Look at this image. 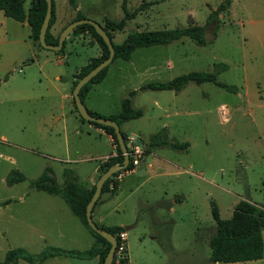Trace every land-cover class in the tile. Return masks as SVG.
Listing matches in <instances>:
<instances>
[{"label":"rangeland","instance_id":"374dc122","mask_svg":"<svg viewBox=\"0 0 264 264\" xmlns=\"http://www.w3.org/2000/svg\"><path fill=\"white\" fill-rule=\"evenodd\" d=\"M123 1L128 11H136V16L126 21L123 30L112 31L115 44L121 43L129 32L138 28L206 27L205 39L208 42L205 45L182 37L167 45L137 49L132 63L143 65L149 61L162 67L166 62L171 63L167 78L190 71L213 72L217 71L216 64L227 65L225 70L217 73V81L231 85L232 91L213 82H189L183 94L185 100L180 105L182 112L170 118L172 126L168 137L191 142L189 151L180 153L168 147L157 149L168 156L193 163L192 167H187L186 181L172 180L168 185L172 188L179 184L187 192L186 201L177 207V214L183 221L178 220L176 225L167 222L157 233L151 221V210L143 207L139 214L140 224L129 228L128 236L131 264H208L209 240L216 231L211 201L216 203L222 219L231 217L235 204L242 199L264 208L262 25L260 22L251 24L249 16L245 15L236 21L229 20L228 7L207 23L209 15L219 5L216 4L218 0H79L82 11L91 16L87 18L97 22L101 20V25L104 17L112 20L123 17ZM29 2L25 0L24 6L27 7ZM59 3L65 13L71 12L68 0H59ZM18 30L20 36L16 40L13 37L15 29L0 13V79L8 78L0 83V176L8 168L25 175L24 181L12 185L0 180V198L32 191L30 182L39 176L42 166L47 163L58 185L62 186L60 168L65 164L61 161L66 158L65 145L67 142L73 145L75 141L74 133H71L73 120H70V111L74 108L62 94L71 90L74 72L97 49L96 46H83L77 40L58 54L46 49L41 50L39 56H33L25 29ZM31 59L34 61L30 62ZM129 63L115 58L108 65L110 75H115L107 78L101 86L106 90L105 94H100L107 107H115L122 87L135 86L137 79L132 77L133 73L129 74ZM19 69L22 72H18ZM56 75L61 79H55ZM19 90H23V96L16 99L14 94ZM141 95L135 98V104L140 106L145 101L141 100ZM151 107H145L144 117L130 121V124L142 126L146 131L155 128L158 121L151 126L152 121L147 120ZM62 112L66 114L68 135L63 132L62 121L56 122L55 119L56 114ZM139 134L133 133L136 137H140ZM83 141L88 145L86 138ZM11 158L17 160V165L9 163ZM71 165L88 167L87 162ZM148 190L144 187L137 192L140 195ZM121 215L128 217L127 212L121 211ZM262 236L264 239V228ZM5 246L6 242L0 238V261L4 258L1 250ZM228 264H264V254L258 262Z\"/></svg>","mask_w":264,"mask_h":264},{"label":"crops","instance_id":"0c3cea01","mask_svg":"<svg viewBox=\"0 0 264 264\" xmlns=\"http://www.w3.org/2000/svg\"><path fill=\"white\" fill-rule=\"evenodd\" d=\"M218 1L219 2H216V4H220L224 0ZM160 2H164V0H160ZM30 3L31 0L27 7H25L23 4L24 10L26 12L30 7ZM75 4L76 8H73L70 4L71 12L67 14L62 10V6L59 3V0H53L56 20L53 26L54 30L52 31L54 35L59 33L68 23L73 21L77 11H80L86 17H91L89 15H86L82 11L79 0H75ZM151 6H153V4H151ZM0 13L3 14L6 22L10 25V27L15 29L16 33L15 35H13V37H15L16 40L20 36V32L18 29H25V35L28 37L31 43V53L33 56H39L41 50H46L34 48L30 36L31 29L27 22H19L14 19V21H10L8 19L10 17L5 15L3 11L0 10ZM243 15L249 16V22L251 24L256 22L261 23V38H264V0H231L228 6L227 18L229 20L236 21L238 20L239 16L242 17ZM98 23H102V21L100 20V22ZM143 29L151 30L145 28ZM137 30H140V28H138ZM77 40L80 41L83 46H96L97 49L95 54L92 57H89L86 62L78 67L74 72L72 76L71 90L69 92H63L62 94V97L64 99H69V105L74 108V110L70 111L72 116L70 117V120H73L71 122V127L73 129L71 133H74L72 136H74L75 141L73 142V145H70L68 142L66 143V158L63 160H58L65 162V164H63L60 168L63 177L62 186L64 185V170L71 169L76 180L79 183H88V187H91L92 185H94L93 180L99 177L98 171L101 164L108 161L109 159L117 157L119 153L112 135L101 127H97L89 123L88 121H83L80 118L78 111L76 110L72 97V90L74 81L78 80L77 73L79 72L81 67L85 66L90 61L91 58L99 57L101 55L100 46L89 32L70 34L66 38V43L63 50L69 43H73ZM136 50L133 51L129 60L124 61L130 62L127 66L128 72L129 74L133 73L132 77H135L137 79V82L135 86H130L129 88H121L120 99L118 100L117 98V104L115 105V107H107L103 103V96L100 95L103 93L105 94L106 91L101 86L109 76H111V78H114L115 75H110L108 68L104 78L100 82L93 84L84 97V104L87 109L104 116H109L119 113L121 110L122 100L125 97L129 96L132 106L134 108H140L143 111L142 116L139 118H143L146 114L145 107L151 105L152 110L147 115V120L149 119L150 121H152L151 126L155 124L156 120L158 121L155 128L148 131L144 130L142 126L130 124V121L137 120L138 118L125 121L120 125V129L125 133L127 139L129 137H134L136 140L138 138L141 139L140 144L144 149L143 157L140 162L137 165L133 166L130 170L124 172L121 171L122 174L120 175V177H115L118 181V186L115 193L110 194L106 192L102 194L100 199L92 208V218L95 223L106 226H121L125 228V231L123 232L125 235L128 264H131V252L128 239L130 232L129 228H135L138 224H140L139 214L143 207H148L151 210V221L154 223L157 229V233H159V229H161L167 222H171L172 224L176 225L178 223V220L183 221L182 216L177 214V207H181L182 204L186 201L187 192L179 184L175 185L172 188H170L171 185H168L172 180H176L177 182L186 181L185 175L189 173L187 167L193 166V163H189L185 160L179 159L178 157L174 158L157 151V149L162 147L171 148L169 146H148L150 136L163 127L167 129L168 137L172 126L170 118L182 112V110H180V105L185 100L183 94L188 84L183 89L177 91L173 89H142L141 87L143 85L150 82H166L171 80L172 78H167L166 76V74L171 71V63L169 62L170 64H168V62H166L163 67L156 62L149 61H147L143 65H136L131 62L133 54ZM55 53L58 54L60 52ZM33 61L34 59L30 60V62ZM117 71H119L120 74V67L117 68ZM18 72H22V70L19 69ZM7 79L8 78H6V80ZM55 79L60 80L61 77L59 75H56ZM130 92H132L131 95H129ZM138 94H142L141 100H145L143 102L144 104H141L142 106H140V104H135V98ZM14 95L17 97L16 99L22 98L23 90H19ZM55 119L57 120L56 122L62 121L63 132L68 135L66 129L68 125L66 114H64L63 112L61 114H56ZM82 129H84L85 133L82 132ZM135 132L140 133V137L134 136L133 133ZM84 138L87 139L88 145L84 143ZM66 139H68V136L66 137ZM169 139L172 141H178L172 137ZM178 142L188 143V146L184 149L171 148L172 150L180 153H187L192 146L191 142L188 141ZM9 156L10 155H8V157ZM84 156H86V158H84ZM85 162L88 163V167L85 168L80 167V165H71V163ZM9 163L12 165H17V160L11 158ZM38 167L39 164L37 168ZM46 167L50 168V164L47 163L42 166L40 174ZM6 171V173L0 176V180L4 181L5 183L8 174L12 170L8 168V170ZM17 171L20 172L19 170ZM144 187H147V189L149 190L147 191V193L139 195L137 191ZM32 189V191H25L19 196L10 194L8 196H5L4 198H0V238H3L6 242L4 250H1L4 251V257L7 250L16 247L24 248L30 254H39L48 247L83 251L89 249L97 243L96 236L80 221L77 216L73 214L62 197H60L59 195L49 194L46 191L36 190L33 187ZM259 206L262 207L261 205ZM120 208H122V213H128L127 218L121 215ZM170 241L173 242L172 237ZM262 258L263 256L256 260L239 262H258ZM16 264L34 263L19 258ZM38 264L100 263L98 255L88 258L52 255L48 256ZM208 264L211 263L209 262ZM214 264L228 263L216 262Z\"/></svg>","mask_w":264,"mask_h":264},{"label":"trees","instance_id":"16d2710c","mask_svg":"<svg viewBox=\"0 0 264 264\" xmlns=\"http://www.w3.org/2000/svg\"><path fill=\"white\" fill-rule=\"evenodd\" d=\"M230 1L231 0L222 1L217 6V8L209 15L207 23H209L210 18L215 15L217 16L221 11L225 10L229 6ZM69 2L73 8H76L75 0H69ZM23 4L24 0H0V10L3 11L5 15L9 16L10 18L16 21L27 22L31 29L30 36L34 48L45 49L39 43V29L41 27L46 12V2L45 0H31L30 7L27 12L24 10ZM121 7L124 12V15L121 19L114 21L109 18H105L104 24L102 25L103 29L106 31L107 35L110 37L111 40L112 31L123 30L126 21L136 16V11L130 12L127 10L124 1ZM84 17L86 16L83 15L80 11H77L73 20ZM54 22L55 13L52 0V14L45 34L46 43L51 45H56L58 43V36L60 33L59 32L55 35L53 34L51 27L53 26ZM205 29V25H188L171 29L133 30L127 34V36L121 43L115 44L112 41L114 48L113 60L115 58L129 60L131 54L137 48L168 44L182 37H189L193 40H196L199 44L205 45L208 42L205 39ZM80 32L90 33V35L95 39V41L101 48V55L99 57L91 58L85 66L81 67V69L77 73L78 79L87 74L91 69H93L101 61H103L109 54L107 45L103 41L102 37L95 31L94 27L91 24H80L75 27L70 34H76ZM65 43L66 39L64 40L62 48L55 52H61L64 48ZM215 66L217 71H190L188 73L175 76L174 78L166 82L147 83L141 88L173 89L177 91L183 89L189 82H194L197 84L203 82H213L218 86L225 88L226 90L232 91L233 87L231 85L220 83L217 81V73L225 70L227 68V65L225 63H219ZM107 68L108 66L103 68L81 87L79 94L83 102L84 97L86 96L91 86L95 83L100 82L104 78ZM6 78L7 77L0 79V83L2 82V80H6ZM77 81L78 80L74 81L73 87L75 86ZM131 94L132 92L129 93V95ZM88 111L94 116L110 118L116 121L119 126L125 121L137 119L143 114L142 109L134 108L132 106L129 96L125 97L122 100L121 110L117 114L104 116L89 109ZM80 118L83 121H87L81 116ZM88 122L97 127H101L105 129L108 133H110L117 145V150L119 153L117 157L109 159L108 161L101 164L98 171L100 176L112 164H114L115 162H121L123 160V154L116 139L115 131L112 127L98 124L93 121ZM122 135L124 141L127 143L128 140L125 133L122 132ZM161 145H166L173 149H184L188 146V143H180L178 141L170 140L167 137V129L163 127L150 136L148 143L149 147ZM131 161L132 160L130 159L128 166L126 167V169L123 170H130L132 168ZM119 172L121 171L114 173L104 182L101 189V195L106 192L110 194L115 193L118 186V181L115 177ZM63 174L64 185L59 186L52 170L49 167H46L36 179L30 182L31 187L36 190L46 191L49 194L59 195L60 197H62L67 203L70 210L73 212V214L77 216L80 221L96 236L97 243L89 249L83 251L48 247L39 254H30L24 248L21 247L11 248L7 250L4 259L0 261V264H16L19 258L34 264H38L48 256L52 255H64L78 258H88L98 255L99 263L103 264L104 258L110 248V243L106 241L104 237H102L89 227L85 216L86 205L95 190V185L88 187V183H79L76 180L71 169H65ZM24 180L25 176L22 173L18 172L17 170H12L6 178V183L8 185H12L14 183L21 182ZM100 197L98 198V200L100 199ZM211 215L216 222V231L209 241V262L211 264H214L216 262L230 263L247 260H256L263 256L264 241L262 237V229L264 228V210L258 204L242 199L234 206L231 217L222 219L220 218L219 210L216 203L211 201ZM96 225L114 235L116 237L117 245H119V233L125 231L124 227L106 226L98 223H96Z\"/></svg>","mask_w":264,"mask_h":264},{"label":"water","instance_id":"95a60500","mask_svg":"<svg viewBox=\"0 0 264 264\" xmlns=\"http://www.w3.org/2000/svg\"><path fill=\"white\" fill-rule=\"evenodd\" d=\"M45 2H46V12H45L41 27L39 29V43L43 48L53 50V51L60 50L63 46L64 40L70 35V33L75 27H77L80 24L88 23V24H91L94 27L95 31L102 37L103 41L105 42L109 50L108 56L103 61H101L98 65H96L93 69H91L83 77L78 79L77 83L73 87L72 97H73L76 109L82 118H84L87 121H93L98 124L110 126L114 129L115 134H116V139L118 141L119 147L123 154V160L121 162H115L106 171H104L98 178L93 180V183L95 185V190L90 200L88 201L86 205V210H85V216H86V220H87L89 227L92 230H94L96 233L104 237L106 241L110 243V248L104 258L103 264H112L113 253H114L116 243H117L116 237L112 235L110 232H108L107 230L102 229L96 225V223L94 222L92 218V208L95 202L98 200V198L101 195V189H102L104 182L109 177H111L114 173H117L118 171L126 169V167L129 164L130 157H129V154L127 153L128 147H127L126 142L124 141L122 131L120 129L119 124L110 118L94 116L90 114L84 102L81 100L80 94H79L81 87L85 83H87L99 71H101L103 68H105L112 62L113 57H114V48H113L112 40L107 35L106 31L103 29L100 23H98L95 20L84 17V18L73 20L70 23H68L60 31L59 36H58V43L56 45L47 44L45 41V34H46L49 21L51 18V14H52V0H45ZM136 142L141 143V139L138 138Z\"/></svg>","mask_w":264,"mask_h":264},{"label":"built area","instance_id":"2783aa9c","mask_svg":"<svg viewBox=\"0 0 264 264\" xmlns=\"http://www.w3.org/2000/svg\"><path fill=\"white\" fill-rule=\"evenodd\" d=\"M127 147L130 159L132 160V167L137 165L140 160L143 157L144 149L140 143L136 142V139L134 137H129L128 139ZM121 171H127V170H121ZM122 172H119L117 174V178L120 177ZM262 208V207H261ZM264 210V208H263ZM120 242L119 245L116 243V247L113 253V264H128V255H127V249H126V243H125V235L124 232L119 233Z\"/></svg>","mask_w":264,"mask_h":264}]
</instances>
